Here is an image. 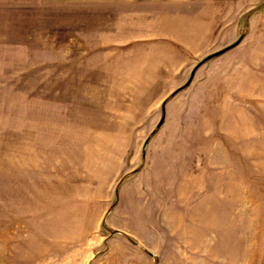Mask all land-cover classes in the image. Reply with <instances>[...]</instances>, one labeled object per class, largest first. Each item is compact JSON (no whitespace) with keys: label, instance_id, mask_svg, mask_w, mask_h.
<instances>
[{"label":"rangeland","instance_id":"374dc122","mask_svg":"<svg viewBox=\"0 0 264 264\" xmlns=\"http://www.w3.org/2000/svg\"><path fill=\"white\" fill-rule=\"evenodd\" d=\"M0 264H264V0H0Z\"/></svg>","mask_w":264,"mask_h":264},{"label":"water","instance_id":"95a60500","mask_svg":"<svg viewBox=\"0 0 264 264\" xmlns=\"http://www.w3.org/2000/svg\"><path fill=\"white\" fill-rule=\"evenodd\" d=\"M161 125V124H160Z\"/></svg>","mask_w":264,"mask_h":264}]
</instances>
